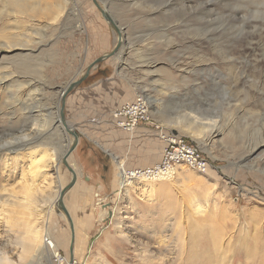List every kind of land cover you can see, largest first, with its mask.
<instances>
[{
  "label": "rangeland",
  "instance_id": "obj_1",
  "mask_svg": "<svg viewBox=\"0 0 264 264\" xmlns=\"http://www.w3.org/2000/svg\"><path fill=\"white\" fill-rule=\"evenodd\" d=\"M95 1L120 37L93 0H0V209L14 210L10 223L0 219L1 259L207 264L209 235L223 254L216 264H264V0ZM35 2L50 3L51 20L33 15ZM121 37L117 54L85 76ZM82 77L65 95V118L79 136L65 156L73 137L59 120L61 94ZM137 98L149 107L147 120L121 129L114 111ZM139 128L127 164L115 141L128 146ZM162 135L194 143L207 171L182 164L165 185L133 179L119 190L118 164L157 163ZM45 137L57 153L52 159L40 145ZM157 142L159 156L145 155ZM64 157L77 174L63 197L74 228L71 262L70 223L59 205L72 178ZM39 159L41 178L31 170ZM26 181L29 212L49 215L43 225L58 258L49 244L31 260L20 257L26 215L11 202L25 195Z\"/></svg>",
  "mask_w": 264,
  "mask_h": 264
},
{
  "label": "bare ground",
  "instance_id": "obj_2",
  "mask_svg": "<svg viewBox=\"0 0 264 264\" xmlns=\"http://www.w3.org/2000/svg\"><path fill=\"white\" fill-rule=\"evenodd\" d=\"M35 8L32 10V12H34V14L33 15H36V16H39L40 18H43V19H45V20H48V19H50L51 20V13L53 12V8L52 7H50L51 5H50V3H46V4H44V5H42L41 3H39V2H35ZM30 13H31V9H30ZM32 14V13H31ZM55 18H56V16H55ZM54 18V19H55ZM32 31H34L35 33L37 32V30L38 29H36L35 27H32ZM23 46V48H30V46H28V45H26V46H24V45H22ZM122 46V37H121V39H120V41H119V44H118V49L120 48ZM11 46H9V48H10ZM141 104H145V108H146V113H147V116H148V114H149V107H148V105H147V103L144 101V100H142L141 101ZM45 125V124H44ZM48 126V125H47ZM45 127V126H44ZM120 127V126H119ZM135 127V126H134ZM133 127V128H134ZM122 128V127H121ZM132 129V128H131ZM28 137V135L27 136H24V138H27ZM48 138L49 137H45L44 138V142L43 141H41L42 143H40V145L41 146H48V148H51L50 149V154H51V157L49 158V159H52V157H56L57 156V153H56V151H55V149L53 148V147H50L51 146V144L49 143L48 144ZM67 152H68V150H67ZM67 152H66V154H65V156H68V155H70V154H67ZM47 155H46V151L44 152V153H42V155H41V159L42 158H44V157H46ZM16 159V158H15ZM41 159H39L38 161H35L36 163H38L37 165H35L31 170L33 171V169L35 170V169H38V168H43L46 164L45 163H42L41 162ZM30 160V159H29ZM41 163H40V162ZM35 164V163H34ZM30 165V164H29ZM33 165V164H32ZM42 165H43V167H42ZM30 167V166H29ZM153 167V166H152ZM118 168H119V170H118V175H117V177L119 178V180H118V183H119V190H121V191H123L124 190V187H128V185H131V183H132V180L133 179H136V180H143V181H146V180H148V179H146L145 178V176H143V174L142 173H140V172H136V170L134 169V170H132V171H130V172H132V174L133 175H131L130 176V172L128 173L127 172V168H125V166H124V164L123 163H119L118 164ZM151 168V167H150ZM39 170V171H36L35 170V172H36V174H38L37 176L39 177V178H41L40 176H42V173H43V171L42 170ZM144 169V168H143ZM148 169V168H147ZM31 170H30V172H31ZM42 171V172H41ZM198 171V170H197ZM202 172V171H201ZM30 174V173H29ZM43 177H44V175H43ZM171 176H169V177H167V178H162V179H159V180H157V182H160L161 184H163V185H165V183H164V181H166V180H170L171 178H170ZM170 178V179H169ZM25 180V179H24ZM34 181V180H33ZM151 181V180H150ZM152 182H154V181H152ZM169 182V181H168ZM34 183V182H33ZM21 188V187H20ZM23 189H24V196L20 199V198H18V197H16V202H11L12 204H11V206H14L16 203L19 205V208H21L22 210H24L23 212H24V214L26 215L25 217H26V219L24 218V217H22V219L24 218V232H23V234H22V236L20 235V242H19V245H20V247H21V253H20V257H21V259H23L24 258V260H25V258H29L28 260H31V258L33 257V256H35V255H32V253L34 252H38V251H40L41 250V248H42V246H43V244H49V248H50V254L52 255V257H56V258H58V254L56 253V246L54 245V244H51V242L49 241V238H48V235H47V232H46V224H44L43 225V222H47V220L49 219V215L47 216V218H45V217H43V215H42V210L40 211H38L39 213H38V215H37V217L36 216H34V215H32L31 213L32 212H29V208H30V205L32 204V197L30 196V194H31V190H32V183H31V185L29 184V181H26L25 182V185L23 186ZM4 203V204H3ZM0 206H6L5 205V201L4 202H1V204H0ZM18 207V206H17ZM14 208V207H13ZM18 208V209H19ZM9 209H11V208H9ZM14 211V210H13ZM12 210H8V209H4V208H1L0 209V219L2 218V217H4L5 218V220H6V224H8V223H10V221H11V219H13L14 217H13V214H14V212H13ZM19 213H20V211H19ZM31 217V218H30ZM16 219V218H15ZM41 220V225H40V229L39 230H32V228L34 227V224H38V222ZM44 220V221H43ZM50 220H51V218H50ZM33 226V227H32ZM22 233V232H21ZM213 233V232H212ZM216 235H217V233H216ZM208 237H209V239H208V242L207 243H211V245L213 246V249H211L210 248V246H209V249H206V252H207V258H206V263L207 264H213L214 263V261L213 260H215V263L214 264H216V263H218V262H221L222 261V255L221 254H218L217 253V247H218V242H217V238H213L212 239V241H211V237L208 235ZM74 242V241H73ZM80 244V243H79ZM71 246L73 247V243H71ZM220 246V245H219ZM221 247V246H220ZM221 250V249H220ZM219 250V251H220ZM41 252V251H40ZM222 252H223V250H222ZM216 258V259H215ZM33 259V258H32ZM58 260V259H57ZM59 262L57 263V264H65L64 263V261H66V264H76V262H73V263H68V261L67 260H65V259H61V260H58ZM212 261V262H211ZM22 262H24L23 260H22ZM25 262H26V260H25ZM71 262V261H70ZM205 262V261H204ZM27 263V262H26ZM25 263V264H26ZM0 264H12V263H10L8 260H6V259H1V257H0ZM221 264V263H220Z\"/></svg>",
  "mask_w": 264,
  "mask_h": 264
},
{
  "label": "built area",
  "instance_id": "obj_3",
  "mask_svg": "<svg viewBox=\"0 0 264 264\" xmlns=\"http://www.w3.org/2000/svg\"><path fill=\"white\" fill-rule=\"evenodd\" d=\"M113 119L117 126L131 129L140 121L147 120L145 104H141V98L123 104L114 111ZM162 136L164 148L160 162L148 169H135L137 173H142L148 180L156 181L171 176L174 170L182 164H186L194 170L207 171L208 162L194 143L181 137Z\"/></svg>",
  "mask_w": 264,
  "mask_h": 264
},
{
  "label": "water",
  "instance_id": "obj_4",
  "mask_svg": "<svg viewBox=\"0 0 264 264\" xmlns=\"http://www.w3.org/2000/svg\"><path fill=\"white\" fill-rule=\"evenodd\" d=\"M95 5L97 6V8H99L97 2L95 0H93ZM100 9V8H99ZM101 13L103 14V17L105 19V21L109 24V26L111 28H113V30L118 34V36L120 37V30L117 26V24L115 23V21L112 19V17L110 16V14L108 12H105L103 10H101ZM117 50H118V44L117 46L114 48V50L108 54V55H105V56H102V57H99L97 59H95L88 67H87V70L85 72V76H87L91 70V68H93L95 65H97L98 63L102 62L103 60H105L107 57H110V56H115L117 54ZM84 77L82 78H79L78 80L76 81H73V82H70L68 84V86L66 87V89L63 90L62 94H61V101H62V104L60 106V109H59V120H60V123L62 124L63 128L65 129V131L71 135L73 137V141L70 145V147L68 148V152L67 154H70L72 153L77 144H78V139H79V136L77 134V132H75V130H73V127L68 125L67 123V120L65 118V113H64V106H65V95L75 86H77L79 83H81L83 81ZM63 164L64 166L68 169V171L72 174V178L69 182V184L61 191L60 193V198H59V205H60V209L63 211V213L65 214L67 220L69 221L70 223V229H71V233H72V239H71V243H73L74 241V228H73V222H72V219L69 215V212L67 211V208L65 207L64 203H63V197H64V194L66 192V190L72 188L76 182H77V174L76 172L74 171L73 168H71L66 160V158L64 157L63 158ZM73 260V247L71 246L70 247V261Z\"/></svg>",
  "mask_w": 264,
  "mask_h": 264
},
{
  "label": "crops",
  "instance_id": "obj_5",
  "mask_svg": "<svg viewBox=\"0 0 264 264\" xmlns=\"http://www.w3.org/2000/svg\"><path fill=\"white\" fill-rule=\"evenodd\" d=\"M136 100V99H135ZM134 101V100H133ZM117 127V126H116ZM119 128V127H118ZM149 128V127H148ZM122 129V128H121ZM141 128H139V129H137L136 130V133H135V135L134 136H132V137H130V141H129V143H128V146H126V143H117V141H115V143L116 144H119V146L118 147H121V151L119 150L118 152H117V158H122V157H124V159L126 160V162H127V164H131L132 163V157L131 156H133V153L135 152V150H133L132 148H127V147H129L130 146V144L132 143L131 141H136V140H141V138L138 136V131L140 130ZM144 131H145V128H142ZM150 129V128H149ZM124 130V129H123ZM142 133V131L140 132V134ZM143 134H144V132H143ZM128 136V135H127ZM127 141H128V139H127ZM125 139H124V142H127ZM115 144V145H116ZM153 145V144H152ZM157 145L158 146H152V147H150L149 146V149L148 150H145L146 151V153H145V155L146 154H148V156L149 157H154L153 155H155L156 156V158H157V156H159V152H161L160 151V145H159V143L157 142ZM135 148V147H134ZM137 151H144V149H142V148H139V149H137ZM163 152V151H162ZM139 153H141V152H139ZM120 154V155H119ZM148 157V158H149ZM116 158V159H117ZM161 158H162V154H161ZM161 158H160V160H161ZM154 159H155V157H154ZM160 160L157 162V163H159L160 162ZM157 163H152V162H148V163H146V162H144V166H148V167H146V168H150V167H152V166H154L155 164H157ZM140 165V164H139ZM137 167H143L142 165L141 166H137ZM143 169V168H142ZM134 170V169H133ZM130 171H132V170H129V169H127V172L129 173ZM129 174H132L131 172L129 173Z\"/></svg>",
  "mask_w": 264,
  "mask_h": 264
}]
</instances>
